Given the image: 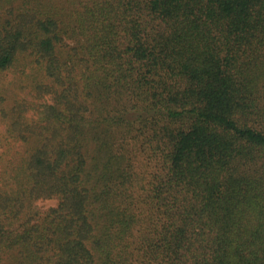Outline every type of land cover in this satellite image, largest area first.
I'll return each instance as SVG.
<instances>
[{"label":"trees","instance_id":"1","mask_svg":"<svg viewBox=\"0 0 264 264\" xmlns=\"http://www.w3.org/2000/svg\"><path fill=\"white\" fill-rule=\"evenodd\" d=\"M0 264H264V0H0Z\"/></svg>","mask_w":264,"mask_h":264},{"label":"rangeland","instance_id":"2","mask_svg":"<svg viewBox=\"0 0 264 264\" xmlns=\"http://www.w3.org/2000/svg\"><path fill=\"white\" fill-rule=\"evenodd\" d=\"M40 205H41L42 209L45 210V209H48L50 207L55 206L56 203L55 202H44V203H40Z\"/></svg>","mask_w":264,"mask_h":264}]
</instances>
